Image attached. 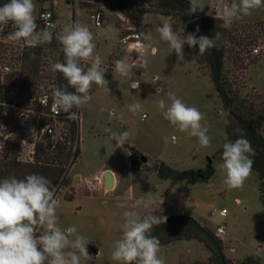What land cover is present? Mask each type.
<instances>
[{
  "label": "rangeland",
  "instance_id": "374dc122",
  "mask_svg": "<svg viewBox=\"0 0 264 264\" xmlns=\"http://www.w3.org/2000/svg\"><path fill=\"white\" fill-rule=\"evenodd\" d=\"M48 1H56L57 6L45 7ZM34 3L36 22L41 9L52 7L56 17V29L49 31L52 36L63 34V29L76 21L89 28L96 45L94 54L100 56L101 69L106 70L104 78L109 82L107 92L93 84L91 100L78 110L74 119H79L78 140H71L67 148L69 157L57 185L59 227L66 229L74 225L77 233L90 241L87 245L90 256L86 260L82 258V264H120L111 256L115 242L122 236L120 226L126 210H135L141 217L148 213L187 215L212 234L222 226L225 234L219 240L230 264L251 261L264 264V208L257 175L251 171L243 189L229 190L223 183L224 174L219 165L223 144L227 142L226 128L234 120L224 108L202 56L185 44L183 57H178L160 39L156 28L165 20H170L173 29L182 35V30L174 28L173 19L151 12V7L145 6L149 12L142 16L137 26L127 10L142 1L114 0L104 22L95 26L83 4L75 7L69 0H34ZM203 11L211 16L209 11ZM13 30L11 22L0 25V50H3L0 59L6 58L3 63L9 62L19 70L21 50L26 44L22 40L8 39ZM231 31L235 42L227 43L223 71L234 96L232 109L264 137V7L235 20ZM135 33L142 43L145 42L141 33H151L152 47L146 49L142 66L133 67L123 76L115 71L114 61L128 57L132 62L127 42ZM183 35H187L184 30ZM153 47L155 52H151ZM258 47L260 50L255 54L254 49ZM46 53L48 72L58 51L47 50ZM84 66L89 67L90 62ZM135 82L139 83L138 88L132 87ZM49 86L40 84L37 90ZM168 93H174L185 104L203 113L202 124L207 125V134L211 137L209 147H202L198 138L180 132L164 119L158 101L165 99L166 104L170 103ZM133 103L141 104V110L135 115L128 108ZM123 131L129 136L125 145L116 147V142L110 139L111 133ZM129 147L147 161L138 159L136 165L131 166ZM160 162L179 172L192 170L196 173L210 162L214 173L208 181H172L155 173L154 166ZM105 168H111L116 174L114 189L106 190L102 180L98 191H88L85 181L103 176ZM76 174L80 176L77 181ZM141 198L154 203L148 208L131 209L130 205ZM223 209L227 211L225 217L212 215ZM159 256L164 264H217L211 246L197 240L161 245Z\"/></svg>",
  "mask_w": 264,
  "mask_h": 264
},
{
  "label": "clouds",
  "instance_id": "9594fccd",
  "mask_svg": "<svg viewBox=\"0 0 264 264\" xmlns=\"http://www.w3.org/2000/svg\"><path fill=\"white\" fill-rule=\"evenodd\" d=\"M187 14L203 11L204 5L198 0H189ZM34 0H9L0 6V25L12 23L14 30L8 34L10 41H24L29 48L42 44H50L53 36L48 28L51 26V14L45 13L41 19L45 27L38 30L36 22ZM264 7V0H233L230 5L223 7L222 28L230 29L235 20L250 15L255 9ZM196 31H199L197 27ZM160 39L167 43L172 52L183 57V46L189 48L199 46V54H204L212 48L218 47L222 34L217 32L211 38L197 37L194 33L182 35L175 31L170 20H165L162 26L156 28ZM145 43L141 44L140 52L152 47L151 33H141ZM62 45L64 62L51 65L53 72L63 75L67 84L53 85L51 99L53 110L67 113V120H74L77 111L91 100L93 84L109 91L108 81L104 78L106 70L101 69L102 60L94 54L95 43L93 33L79 21L69 24L63 29V34L56 36ZM155 52L156 49L152 48ZM34 58V54H33ZM82 62H84L82 64ZM90 62L89 67L84 65ZM115 71L127 76L136 62L131 63L128 57L114 61ZM135 82L132 87L138 88ZM71 88L74 91H68ZM170 103L165 99L158 101V108L164 119L180 132H186L198 138L202 147L211 145V137L207 134L208 127L202 124L203 113L194 106L185 104L174 93H168ZM48 97L40 102L47 105ZM135 115L141 110V104L128 105ZM239 138L234 142L223 144L222 163L219 168L224 174L223 183L229 190L243 189L252 171L253 154L251 143L245 138L241 129ZM129 133L112 132L110 139L116 142V147L125 145ZM175 140V137H173ZM57 187L52 181L39 174H29L23 179L14 176L0 179V264H82V258H89L87 245L89 240L77 233L76 227L66 229L59 227V217L56 209L59 202L56 199ZM153 200L144 198L136 200L130 205L131 209L148 208ZM163 203V199L160 205ZM124 222L121 224L122 236L115 242L112 260L120 264H164L159 256L161 243L157 236L152 235L154 226L166 223L167 217L148 213L143 217L135 210L123 212Z\"/></svg>",
  "mask_w": 264,
  "mask_h": 264
},
{
  "label": "trees",
  "instance_id": "16d2710c",
  "mask_svg": "<svg viewBox=\"0 0 264 264\" xmlns=\"http://www.w3.org/2000/svg\"><path fill=\"white\" fill-rule=\"evenodd\" d=\"M142 3L132 9H128V13L136 20L135 25L138 26L142 16L148 13V8L151 7V12L171 17L172 23L176 30H184L186 34L194 33L199 36H215L217 32L222 34V39L218 42V47L209 49L204 54H200L209 70L210 79L215 87V90L220 97L224 108L229 111L231 118L234 120L233 124L226 128L227 142L235 141L239 138L240 133L236 129H241L251 143L253 154L250 158L253 160L252 171L257 175L258 190L260 200L264 208V137L251 128L249 122L235 113L232 109L234 96L231 88L226 82L223 65L224 56L226 53L227 43L235 42V37L232 36L230 29L222 28V20L215 19L208 16L205 11H197L193 14H187L189 9V2L186 0H141ZM9 2V0H0V6ZM43 9H41L42 11ZM49 10H52L50 7ZM38 30L43 28L39 21H37ZM199 28L197 32L196 29ZM231 40V41H230ZM238 44V43H237ZM193 52L199 54V46L190 48ZM47 50L54 52L58 51V55L54 58V63L64 62V53L62 45L53 36L50 44L38 45L34 48L24 46L21 50L20 57V71L18 76V96L22 99L34 93L40 84L64 86L67 81L59 72H53L52 69L46 72V58ZM3 54V50H0ZM34 54V58H33ZM6 59V58H2ZM17 60H19L17 58ZM68 91H74L71 88ZM74 111L78 110L74 109ZM78 121H71L69 124V136L62 142H58L56 146L51 149L49 143L42 145L38 149V160L31 165H21L10 160L0 158V179L7 177H16L23 179L29 174H39L51 180L53 185L57 187L60 178L62 177L64 164L68 160V147L71 145V140H78ZM142 155L129 147V162L131 166H135V161L141 159ZM155 173L158 177L163 179H171L172 181H186L187 183H196L198 181H208L214 173V170L209 162L204 170L197 173L188 170L179 172L166 166L163 162L156 163L154 166ZM70 199L72 196L69 197ZM155 214V213H152ZM167 217V221L159 226H154L152 235L159 238L161 245H168L173 241L179 240H197L206 245L211 246L217 264H230L223 255L221 240L215 234L210 233L204 229L195 219L187 215H169L156 214ZM249 264H255L251 261Z\"/></svg>",
  "mask_w": 264,
  "mask_h": 264
},
{
  "label": "built area",
  "instance_id": "2783aa9c",
  "mask_svg": "<svg viewBox=\"0 0 264 264\" xmlns=\"http://www.w3.org/2000/svg\"><path fill=\"white\" fill-rule=\"evenodd\" d=\"M75 5L83 4L88 10L89 19L100 26L104 22L107 10L114 4V0H69ZM189 2V0H186ZM203 3L204 10L209 11L211 17L220 19L225 5H230L231 0H198ZM45 13L51 14L49 31L56 29L55 13L49 9H43L37 14V21L45 27V21L41 16ZM222 20V19H220ZM127 42V50L133 56L132 61L136 62L135 67L142 66L146 50L140 52L143 44L137 33L131 35ZM259 47L254 49V53L259 52ZM3 63L0 59V158L13 161L21 165H31L38 160V149L42 145L49 143L53 149L58 142L67 138L69 124L74 120H67V113L53 110V100L51 99V89L37 90L26 98L18 96V76L20 71L15 69L10 63ZM48 97L47 105L40 102L44 97ZM173 140V138H172ZM103 177H94L86 180L85 186L88 191L95 192L99 186L103 185ZM106 192V190L104 189ZM225 217L227 211H214L212 215ZM225 234L224 228L218 226L215 236L222 239Z\"/></svg>",
  "mask_w": 264,
  "mask_h": 264
},
{
  "label": "water",
  "instance_id": "95a60500",
  "mask_svg": "<svg viewBox=\"0 0 264 264\" xmlns=\"http://www.w3.org/2000/svg\"><path fill=\"white\" fill-rule=\"evenodd\" d=\"M142 162H146L147 159L142 156L141 158ZM103 181H104V188L106 190H112L115 187V181H114V176L110 170H107L103 173ZM94 254L97 253L96 250H92Z\"/></svg>",
  "mask_w": 264,
  "mask_h": 264
},
{
  "label": "crops",
  "instance_id": "0c3cea01",
  "mask_svg": "<svg viewBox=\"0 0 264 264\" xmlns=\"http://www.w3.org/2000/svg\"><path fill=\"white\" fill-rule=\"evenodd\" d=\"M49 2V1H48ZM51 5H53V6H57V2L56 1H52V3L51 2H49V4L48 5H46L45 7H48V6H51ZM153 48H155V47H153ZM156 49V48H155ZM151 52H153L152 51V49H151ZM79 116V115H78ZM78 122H79V119H78ZM106 170H110L111 172H112V174H113V176H114V181H115V186H116V174H115V172H114V170H112L111 168H105L103 171H102V174L106 171ZM78 178H80V176L79 175H75L74 176V179L77 181L78 180ZM98 253V252H97Z\"/></svg>",
  "mask_w": 264,
  "mask_h": 264
}]
</instances>
